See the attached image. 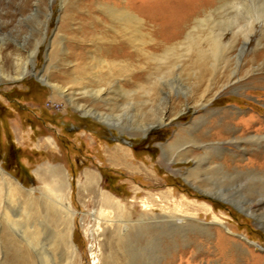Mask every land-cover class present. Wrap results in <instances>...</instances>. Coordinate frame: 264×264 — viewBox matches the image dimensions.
<instances>
[{
  "label": "rangeland",
  "instance_id": "obj_1",
  "mask_svg": "<svg viewBox=\"0 0 264 264\" xmlns=\"http://www.w3.org/2000/svg\"><path fill=\"white\" fill-rule=\"evenodd\" d=\"M121 1L111 0V4L127 6ZM126 1L139 5L129 10L141 20L131 18L124 25V20L104 9L103 0H0L1 169L23 187H35L34 196L50 203L52 195L37 171L46 173L54 166L66 171L73 187L70 199L78 211L73 233L80 264H94L95 253L109 264L115 233L124 236L127 249L140 264H160L166 243L144 237L146 227L135 222L143 202L156 213L164 205L173 213L196 215L194 226L177 221L170 230L167 222L157 224L163 236L192 234L194 241L179 248L209 251L206 257L196 254L193 264H264V176L252 166H240L239 173L232 169L224 175L211 174L215 164L204 149L211 143L222 144L225 148L218 158L238 156L233 164H239L237 159L254 160L264 152V80L238 91L219 89L222 82L206 90L211 61L208 71L196 73L197 50L209 49L212 32L223 29L225 43L244 24L242 31L248 32L250 40L235 54L251 57L264 49L262 24L256 23L253 31L244 16H233L238 0ZM209 14L210 22L193 27L197 18ZM183 15L189 18L184 26L172 25L171 20ZM235 38L241 39L239 34ZM223 56L227 57L226 52ZM254 67L263 77L264 58ZM75 103L90 113L83 114ZM225 111L232 113L235 131L213 136L224 130ZM158 118L167 123L141 131L140 127ZM239 119L246 120L248 128ZM178 132H183L184 140L163 155L161 145L173 143ZM191 135L200 141L194 142ZM252 135L261 136V143L245 140L238 147L233 142L234 136ZM122 149L127 157L113 161L112 155ZM198 165L202 172L195 178L191 171ZM87 170L99 176L91 194L79 188ZM1 188L2 226L21 237L24 220L13 226L3 219V212L6 208L19 219L26 200L23 195L11 197L4 184ZM103 194L125 209L123 215L111 217L125 220L120 229L98 213L104 206ZM221 194L228 200L217 196ZM208 206L222 223L213 224ZM249 208L254 215L247 212ZM58 229L59 223L45 221L40 242L61 264L64 241L56 235Z\"/></svg>",
  "mask_w": 264,
  "mask_h": 264
},
{
  "label": "bare ground",
  "instance_id": "obj_2",
  "mask_svg": "<svg viewBox=\"0 0 264 264\" xmlns=\"http://www.w3.org/2000/svg\"><path fill=\"white\" fill-rule=\"evenodd\" d=\"M103 1L104 2H102V4H103L104 9L110 11L113 17H115L116 19L124 20V23H123L124 25H127L128 21H131L130 20L131 18L141 20V18L138 17V15L135 12L131 11L133 7L138 8L139 5H137V3L132 4L131 2L124 0V1H121V3H125L127 4V6H122L121 8H117L111 4V0H103ZM251 1H252V4L250 5L249 0H238V3H237L238 11L233 16L238 17V18L240 15L244 16V19L247 20L246 23L249 24V26L253 29V31L256 29V23L260 22L262 24L261 32L263 36L264 34V0H251ZM167 18L168 16L166 15L165 19ZM212 19L213 17L211 16V14L206 15L204 18H197L195 21V25L193 27L194 28H198L201 26L203 27L205 24L210 22ZM188 21H189L188 15H183L180 18L171 20V23L172 25L176 24L181 27V25L184 26ZM244 26L245 25L243 24L241 26V29L239 28L236 31L233 30L232 32L233 39L225 43L223 40V36L225 34L223 29L218 33L212 32V37L209 40L210 41L209 49L205 50L203 48L202 49L199 48L197 50L198 68L200 70L197 69L196 73L203 71V70L208 71L210 68L209 61H211V71L209 72V75H208L209 78L207 79V86L205 87L206 90L211 89L213 86L217 84L219 85V83L222 82V85L220 87L218 86L219 89H222V88L225 89V87H227V88L238 91L239 89L247 85H251L258 80H261V81L264 80V76L263 77L258 76V74L254 70V68H256L254 66L261 59L264 58L263 56L264 49L262 50V52L255 53L251 57L249 56L241 57V54H235V52H237L238 50L241 53L243 50V46H245V43L247 41L249 42L250 40L248 32L245 31V29H243L242 31V28H245ZM163 34L165 36H172L168 31H164ZM235 34L240 35L241 39L239 40V42H237V39L235 38ZM241 42H244V44L242 43V46H241ZM119 48H121V46H119ZM168 51H170V49H168ZM168 51L166 52V54H168ZM224 52H226V56H227L226 58L223 56ZM246 66H248V68H246ZM242 71H243V74H241ZM203 78L205 80V77ZM201 81L203 80L201 79ZM54 86L56 87L57 85H54ZM209 100L210 99L206 101H209ZM75 104L76 105L73 104L75 108L82 110L83 114L90 113L88 110L85 109L83 105H80L78 103H75ZM224 113L225 114L223 115L222 122H221V124L223 123L222 127H224V130L223 131L217 130L218 132H214L213 136H220V134L225 135V133H230V132L235 131L234 130L235 127L233 126V124L235 123L234 122L235 120L233 116L231 115L232 113L230 112L227 113L226 111ZM98 117L103 118V120L108 121V119L104 115H99ZM239 122L244 123L246 125V126L244 125L245 127L248 126L246 120L240 121L239 119ZM166 123L167 121L164 120L163 118H158L157 120L147 124V126H143L140 128L142 132L143 131L147 132L150 128H154L157 126L160 127ZM216 123H217L216 119H213L211 121V124L213 125ZM142 132H140V134ZM180 134L181 133L178 132L175 135L173 143L171 142L167 145L165 144L161 145V148L163 150V155L167 152V150L168 151L172 150L173 148L177 146V144H179L180 142H182V140H184L183 135H182L183 132L181 135ZM191 136H193L192 140H194V142H196L195 140L200 141V139L195 138L194 135H191ZM262 139L263 138L261 136H256V135L255 136L252 135L247 138H241V137L234 136L235 141L233 142H235L238 145V147L239 146L242 147L243 145L242 141L246 140L248 143L254 144V143H261ZM223 148L225 147L222 144L214 145L211 143L209 145L204 146L205 154L210 157L209 162H214L215 164L214 166H211L212 167L211 172H210L211 174L224 175V174H227L226 173L227 171H230L232 169H236L239 173L240 166H243L246 169L248 168L250 169V167L252 166L255 168L254 170H257L259 174L264 176V152H260L259 155L256 154V156L254 157V160L250 159L247 162L243 163V160L237 159V161H239V164H237V162L233 164V161H235V159L238 156L232 155L233 156L232 157L231 155H229L228 158H224V159L218 158L219 153L220 151L223 150ZM126 157H127V150L125 149H122L121 151H118L112 155L113 161H116V162H120ZM170 162H166V163L169 164ZM200 172H202V169H201V166L199 165L196 166V168H194L191 171L192 174H196L195 178H198V175ZM37 176H38L39 181H42L44 183L43 185L45 187L43 185L41 186L50 191L52 195L51 203L46 201V198L44 199L43 197H38V196L35 197L34 196L35 187H32L31 189L23 187L17 180L9 176L3 169H1V166H0V182H2V184L5 185L8 194L11 197H20L23 195L26 200L22 207V212H21V216L19 217V219L13 218L11 212L6 208L3 212V219L6 222L11 223L13 226L18 225L21 221L24 220L23 222L26 223V230L25 232H23V235L21 237L13 234L6 228H3L2 223H1L2 219H0V264H52V263L59 264L60 262L59 263L54 262L55 260H53L50 253L47 252L48 250L46 251L45 249L46 246L44 245V243L42 244V242H40L41 236L44 233V223L48 219L55 221V223H59L58 234L56 235H59V237L64 241V248L62 249L63 252L61 251L62 253L61 254L62 255L61 264H80V253H79L80 251H79V247L75 243L74 233H73V230L76 227V217L78 216V211L74 207L73 201H71L70 199L71 197L70 194L73 188L71 184L72 182L68 180L66 171H64L59 166L51 167L46 173L39 170L37 171ZM227 178H228L227 176H223V180ZM82 180L83 181L80 183L79 188L82 187L89 194L94 193L95 183L97 184L99 182V176L94 171L87 170L85 174L83 175ZM1 185H0V195L2 192ZM23 190L25 191V194L21 192ZM217 196H219L220 198L224 200H228V197H223V195L222 196L217 195ZM102 199H103L104 206L99 208L98 210L99 215L103 216L106 223H110L109 224L110 226L113 225V226H116L115 228L120 229L122 225H124L125 220H123L122 218L114 219L111 217H112V214L114 213H117L118 215H123L125 213V209L123 205L119 201H115V199L109 194H103ZM160 208L163 211L160 213H156L151 204L147 202H143L142 212L139 215V218L135 220L137 224H140L146 227V231L144 232V237H147L149 239L157 238V239H160L161 242L163 241L166 243V249L162 251L160 264H193L197 256L206 257L209 255V251L205 248L204 250H198L197 252L188 251L183 248H179V245L181 244L183 245L185 243L190 244L194 241L193 237L191 236L192 234L190 232H187L184 234L175 233L169 236L168 235L163 236L160 230L162 226L157 225L160 223L164 224L165 222H167L168 226L170 227V230L174 229V225L177 221L185 223L187 225L194 226L193 225L194 221L197 220L195 214H191L187 211H184L181 213H179L178 211L177 213H173V211H170L169 208L164 205H160ZM213 210L214 209L212 206H208L206 208V211L211 212L213 214V224L216 225L218 223H222L221 218ZM249 210L251 211H247V212H250L251 215H254L253 213L255 212L251 208H249ZM99 221L96 227L98 228V230L100 227ZM127 222H130V221H127ZM52 231H55V230H52ZM114 233L115 232L113 231V234ZM52 237L54 238L55 236L52 235ZM113 238H114V241L110 247L111 254L109 255V258H110L109 264H140L137 256L127 249L124 236L121 233H118V234L115 233L113 235ZM154 241L155 240H153V242ZM120 250H122L123 252L120 253ZM220 255H221L220 257L223 258L224 260V256L222 255V253ZM102 260L103 259H101L98 256V254L96 253L94 254L93 256L94 264H103Z\"/></svg>",
  "mask_w": 264,
  "mask_h": 264
}]
</instances>
